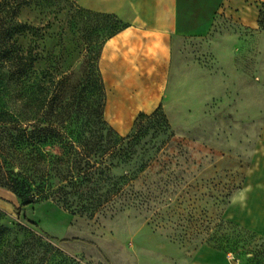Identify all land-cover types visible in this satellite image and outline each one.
Returning <instances> with one entry per match:
<instances>
[{
  "label": "rangeland",
  "instance_id": "rangeland-1",
  "mask_svg": "<svg viewBox=\"0 0 264 264\" xmlns=\"http://www.w3.org/2000/svg\"><path fill=\"white\" fill-rule=\"evenodd\" d=\"M243 1L244 9L222 8L206 37L185 42L161 111L167 124L143 119L134 162L116 171L132 178L122 196L89 218L52 202L23 207L0 188L4 225L21 230L20 240L33 233L52 241L74 264H222L227 256L232 264H264L256 229V190L264 195V31L253 22L260 0ZM60 8L21 15L46 27L39 68L87 84L99 108L106 103L102 47L123 25L78 0Z\"/></svg>",
  "mask_w": 264,
  "mask_h": 264
},
{
  "label": "trees",
  "instance_id": "trees-1",
  "mask_svg": "<svg viewBox=\"0 0 264 264\" xmlns=\"http://www.w3.org/2000/svg\"><path fill=\"white\" fill-rule=\"evenodd\" d=\"M63 2L0 0V188L23 207L52 202L73 215L94 218L132 180L116 171L134 162L145 135L143 119L167 122L160 107L140 114L131 133L121 136L105 120L106 103L98 108L87 84L74 86L67 71L59 77L39 68L46 27L23 21L21 15L31 9L62 11ZM258 25L264 31V0ZM4 217L0 211V264L75 263L52 241L33 233L20 240L21 230L6 227Z\"/></svg>",
  "mask_w": 264,
  "mask_h": 264
},
{
  "label": "crops",
  "instance_id": "crops-1",
  "mask_svg": "<svg viewBox=\"0 0 264 264\" xmlns=\"http://www.w3.org/2000/svg\"><path fill=\"white\" fill-rule=\"evenodd\" d=\"M78 4L94 14L115 16L123 25L104 43L99 59L106 93L104 117L121 135L132 131L140 114L166 108L170 86L184 62L185 42L206 37L222 8L246 6L242 0H78ZM253 15L255 23L257 9ZM256 229L264 235V195L258 190ZM222 264L232 263L227 256Z\"/></svg>",
  "mask_w": 264,
  "mask_h": 264
},
{
  "label": "built area",
  "instance_id": "built-area-1",
  "mask_svg": "<svg viewBox=\"0 0 264 264\" xmlns=\"http://www.w3.org/2000/svg\"><path fill=\"white\" fill-rule=\"evenodd\" d=\"M229 260L231 261V257H229Z\"/></svg>",
  "mask_w": 264,
  "mask_h": 264
}]
</instances>
